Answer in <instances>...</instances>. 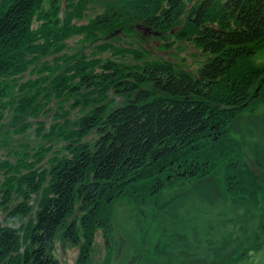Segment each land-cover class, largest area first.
<instances>
[{"label": "trees", "instance_id": "trees-1", "mask_svg": "<svg viewBox=\"0 0 264 264\" xmlns=\"http://www.w3.org/2000/svg\"><path fill=\"white\" fill-rule=\"evenodd\" d=\"M61 1L13 0L0 8V76L24 71L25 54L33 53L32 60L41 52H60L63 46L56 43L83 32L92 40L98 34L102 40H109L118 37L120 29L134 31L140 21L143 28L152 31L150 36L158 38L180 17L185 4L182 0L117 3L108 5L89 25L79 27L71 23L70 15L77 9L75 17L81 18V9L88 0H67L64 17L59 15ZM213 5L217 4L203 0L188 15L189 34L195 46L208 56L196 74L168 62L152 61L139 70L104 68L112 69L107 75L88 70L95 65L83 66L70 77L63 75L53 80L50 90L56 93L63 90L60 87L64 81L78 80V85L68 84L69 97L87 86L101 87L103 93L112 87L124 99L114 109L108 110L105 104L93 107L78 119L76 140L93 131L99 135L93 145L77 142L79 145L73 148L70 144L65 148L69 155L53 157L48 167L40 164L43 155L38 160L36 156V163L26 161L13 166V171L21 175L5 178L2 204L13 199L18 203L0 219V264H57L52 252L59 232H63L61 239L81 243L74 264H93V243L98 232L106 248H110L111 204L133 194L135 183L156 175L158 182L151 186L149 194L164 191L179 180H202L217 169L215 179L220 180L222 189L224 185H242L241 196L256 198L249 192L251 180L255 179L254 186L264 192L263 173L261 178L241 167L237 174H231L228 169L234 167L227 163L232 159L225 164L223 158V152L228 156L234 151L239 153L242 146L241 139H227L236 117L233 113L245 110L250 100L261 99L259 92L264 91V68H237L241 64L254 67L250 62L257 50L254 48L264 44V0H228L220 6L219 15L210 19ZM38 13L52 21L33 29ZM103 45L112 46L107 42ZM75 63L81 64L78 60ZM107 65L114 66L110 62ZM259 74L263 78L257 80ZM3 96L0 87V97ZM91 102L100 103L91 98L83 109ZM32 103L33 98L27 106ZM261 165L264 167V161ZM234 187L222 192L235 195ZM177 204L182 205L180 200ZM165 210L149 215L141 211L144 227L138 233L136 246L145 258L164 254L168 246L164 229L157 237L152 235ZM25 218L28 222L22 224Z\"/></svg>", "mask_w": 264, "mask_h": 264}, {"label": "rangeland", "instance_id": "rangeland-1", "mask_svg": "<svg viewBox=\"0 0 264 264\" xmlns=\"http://www.w3.org/2000/svg\"><path fill=\"white\" fill-rule=\"evenodd\" d=\"M128 1L132 0H88L86 6L81 9V18L75 17L78 14L77 9L72 11L71 23L79 27L87 26L103 14L108 5ZM182 1L185 4L180 17L158 38L150 36L147 31L142 35L141 27H135L134 31L131 28L120 29L118 37L109 40H102L100 34L97 39L92 40L89 34L83 32L67 36L56 43L63 46L60 52H41V55L32 60L33 53L25 54L24 71L0 76V87L4 91V96L0 97V219L18 203L13 199L5 205L2 204V184L5 178L21 175L13 171V166L26 161L36 163V156L39 155L38 160L43 155L40 164L42 167H48L53 157L67 153L69 155L65 148L70 144L73 148L79 145L77 142L93 145L99 136L93 131L76 140L74 132L78 129V119L89 113L93 107L105 104L109 106L108 110L114 109L120 106L124 99L116 94L112 87L103 93L101 87L93 89L87 86H81L79 92H74V95L69 97L66 93L68 84L74 85L78 80L73 79L69 83L64 81L60 87L63 90L56 93L50 90L55 78L61 79L63 75L70 77L83 66L95 65L88 70L93 74L104 72V75H107L112 69L104 68L139 70L146 62L152 61L168 62L174 68L198 73L207 62L208 56L195 46L193 35L189 34L191 28L188 15L203 0ZM226 1L228 0H212V3L217 5L210 8V19L219 15L220 6ZM11 2L13 0H0V8ZM150 2L154 3V0ZM67 3V0L60 3L61 17H64ZM69 5L70 10L72 3ZM48 12L50 10L43 15ZM41 15L38 13L34 17L33 29H38L44 22L52 21ZM105 42L112 46L103 45ZM254 49L257 50L250 60L254 67L241 64L237 68H264V44ZM77 60L81 64H74ZM83 62L85 64H82ZM108 62L114 66L109 67ZM262 74L257 75L256 79H262ZM254 84L258 86L256 82ZM259 93L262 94L261 99L254 102L252 101L255 99H252V104L250 102L245 110L238 109L233 113L236 117L230 126V136H227V139L239 142L241 139L242 146L239 153L234 151L228 156L223 152L225 164L232 159L227 163L228 166L234 167L230 168L232 170L228 169L231 174H237L242 167L252 170L254 174H260L258 177H263L264 167L261 161H264V91ZM32 98L33 103L27 106V101ZM91 98L100 103L96 105L97 102H91L83 109L84 103H88ZM219 170L203 177L202 180H179L164 191L154 194L149 193L151 186L158 182L157 175L135 183L133 194L116 199L108 209L112 210V230L108 239L110 248H106L102 233L98 232L93 243V264H264V192L254 186L255 179H252L249 192L256 198H244L239 192L243 191L244 186L235 184L224 185V190L235 186L233 192L236 194L226 195L222 192L220 180L215 179ZM220 173L224 175L222 169ZM14 191H11L12 197H15ZM34 196L35 194L30 197ZM179 200L182 205L177 204ZM173 208L177 210L173 211ZM161 210H165V213H162V218H158L159 223L152 235L155 233V238L164 229L168 246L164 254L145 258L137 251L136 246L138 233L144 227L141 211L149 215L153 211ZM21 222L26 224L28 218ZM59 233L52 256L57 264H74L81 243L72 244L63 237L61 239L63 232ZM79 240L81 242L82 238Z\"/></svg>", "mask_w": 264, "mask_h": 264}, {"label": "water", "instance_id": "water-1", "mask_svg": "<svg viewBox=\"0 0 264 264\" xmlns=\"http://www.w3.org/2000/svg\"><path fill=\"white\" fill-rule=\"evenodd\" d=\"M136 27L137 28H140L141 27V29L143 30V35L146 33V31L149 32V33L152 32L150 29L143 28V26L141 24H137ZM154 34L156 35V34H160V33L154 32Z\"/></svg>", "mask_w": 264, "mask_h": 264}]
</instances>
